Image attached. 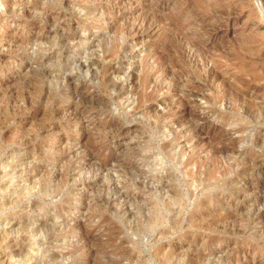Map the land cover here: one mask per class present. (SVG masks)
Listing matches in <instances>:
<instances>
[{
	"label": "rangeland",
	"instance_id": "obj_1",
	"mask_svg": "<svg viewBox=\"0 0 264 264\" xmlns=\"http://www.w3.org/2000/svg\"><path fill=\"white\" fill-rule=\"evenodd\" d=\"M263 7L0 0V264H264Z\"/></svg>",
	"mask_w": 264,
	"mask_h": 264
},
{
	"label": "bare ground",
	"instance_id": "obj_2",
	"mask_svg": "<svg viewBox=\"0 0 264 264\" xmlns=\"http://www.w3.org/2000/svg\"><path fill=\"white\" fill-rule=\"evenodd\" d=\"M246 2V1H245ZM264 8V7H263ZM216 10H218V9H216ZM221 10V9H220ZM224 10V9H223ZM151 11V10H150ZM187 12V11H186ZM222 12V11H221ZM148 13V12H147ZM222 14V13H221ZM144 15V14H143ZM145 16V15H144ZM143 16V17H144ZM192 16V15H191ZM196 16V15H195ZM198 16V15H197ZM214 16V15H213ZM216 18V17H215ZM220 19V18H219ZM223 19H224V17H223ZM150 20V19H149ZM200 20V19H199ZM206 20V19H205ZM210 20V19H209ZM212 20V19H211ZM221 21V20H220ZM204 22V21H203ZM208 23V22H207ZM215 23V21L213 22V24ZM224 23V22H223ZM212 24V23H211ZM142 25H147L148 27H151L152 25H154L152 22H149V21H147L146 19H145V17L142 19V21H140V23L138 24V26H137V28H143L142 27ZM207 25V24H206ZM219 25V24H218ZM213 26V25H212ZM144 27H146V26H144ZM206 28H207V26H205ZM205 30V29H204ZM211 30H213L212 28H211ZM210 30V31H211ZM198 31V30H197ZM206 33H208V32H206ZM217 33V30L214 32V33H212V34H216ZM219 35H217V37H218ZM208 39V38H207ZM206 41V40H205ZM213 71V70H212ZM211 72V71H210ZM217 72V71H216ZM209 73V72H208ZM220 74V73H219ZM216 76V75H215ZM222 77V76H221ZM217 78H219L218 77V75H217ZM215 79V78H214ZM221 92V91H220ZM227 92V91H226ZM228 93V92H227ZM230 93V92H229ZM228 93V94H229ZM234 92H232V94H233ZM226 94V93H225ZM235 94V93H234ZM227 95V94H226ZM247 95V94H246ZM228 96V95H227ZM234 96H236V95H234ZM234 98V97H233ZM242 99V98H241ZM216 100V99H215ZM221 101H222V98H221ZM238 101V100H237ZM236 101V102H237ZM216 102V101H215ZM230 102V101H229ZM239 102V101H238ZM247 102V101H246ZM241 103V102H240ZM239 103V104H240ZM249 103V102H248ZM227 104V103H226ZM235 104V103H234ZM247 108V107H246ZM245 109V108H244ZM243 109V110H244ZM247 110V109H246ZM247 111H249V110H247ZM252 113V112H251Z\"/></svg>",
	"mask_w": 264,
	"mask_h": 264
}]
</instances>
